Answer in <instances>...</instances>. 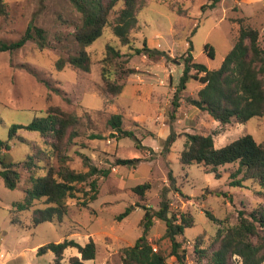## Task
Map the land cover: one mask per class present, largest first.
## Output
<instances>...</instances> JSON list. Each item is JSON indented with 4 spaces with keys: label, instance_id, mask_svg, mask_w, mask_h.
<instances>
[{
    "label": "rangeland",
    "instance_id": "1",
    "mask_svg": "<svg viewBox=\"0 0 264 264\" xmlns=\"http://www.w3.org/2000/svg\"><path fill=\"white\" fill-rule=\"evenodd\" d=\"M5 3L7 14L0 16V41H17L28 26L34 24L46 32L50 46L40 50L35 42H29L18 51L0 52V140H9L12 126L28 125L54 107L76 116L78 121L60 143L52 137L19 130L10 141V150L0 152V157L6 163H21L34 156L39 166L34 171L37 177L45 176L51 166L60 167V156H64L66 165L76 172L88 170L85 161L88 158L90 164L109 170L110 174L97 177L99 196L96 201L86 207L82 205L85 194H92L88 183L82 184L78 186L81 192L77 197L68 200V215L62 222H45L38 226L31 223L34 210L17 213L22 226L12 222L14 203L23 201L30 188V172L19 168L21 179L15 190L6 188L0 177V264H53L52 252L39 256L38 250L65 240H74L82 246L91 240L95 242L96 258L85 264H124L121 250L133 246L144 231L142 206L157 212L166 188H170V217L188 213L194 218V225L185 230L184 236L178 237L187 250L184 264H212L210 256L219 248L218 232L236 226L240 211L249 214L264 206L263 189L252 181L245 182L243 188L229 186V176L237 170V164L215 169L198 164L183 165L180 157L187 144L186 134L211 136L216 149L245 135L253 136L264 145V115L244 124L234 122L223 126L208 113L197 111L187 103V98L197 97L202 88L195 79H190L181 93V106L174 120L170 117L172 100L190 42L194 60L209 70H218L235 44L238 21L243 19L262 32L260 45L264 48V18L256 15L264 2L254 0L249 4L240 0L238 9L233 0H223L216 8L203 11L202 6L210 4V0H139V28L133 33L129 46H123L112 32L114 20L123 7L120 2L111 13L102 36L85 47L91 58L90 73L71 65L63 70L56 68V62L68 56L67 50L73 54L79 47L72 34L81 15L70 0H5ZM144 42L150 49L168 55L152 59L133 54L135 48H143ZM107 45L124 54L112 68L113 78H123L125 85L118 97L104 90L102 70ZM206 45L213 48L214 57L207 54ZM130 69L135 73L128 75ZM31 71L49 81L61 94L50 91ZM138 83L146 87L144 93H149L150 89L164 92L165 105L161 111L156 110L154 101L146 99V94H142L143 99L138 98ZM116 114L122 115V128L132 131L133 137L117 140L114 136L116 132L108 121ZM170 121L174 122L177 137L167 152L165 141L170 134ZM118 159L140 161L135 167L117 166ZM170 172L176 189L169 181ZM145 183H150L151 189L141 199L133 188ZM130 206H134V210L120 219ZM206 212L221 223L209 218ZM165 232V223L155 220L148 240L154 251L168 256L167 264H178L176 258L170 256L171 242L164 237ZM73 256H79L77 250L67 249L63 262L68 263ZM238 260L232 258L234 263Z\"/></svg>",
    "mask_w": 264,
    "mask_h": 264
},
{
    "label": "trees",
    "instance_id": "2",
    "mask_svg": "<svg viewBox=\"0 0 264 264\" xmlns=\"http://www.w3.org/2000/svg\"><path fill=\"white\" fill-rule=\"evenodd\" d=\"M70 2L81 15V21L72 34L79 47L73 54L67 50L69 51L68 56L62 57L56 62L58 70H63L67 65H71L83 72L90 73L91 58L85 47L93 44L102 36L109 23L111 13L120 2L123 3V7L114 20L112 32L123 46L132 44L133 33L139 28V0H70ZM221 2L222 0H210V4L202 6V10L214 9ZM6 14L5 0H0V16ZM238 23L239 29L235 44L218 70H209L205 65L197 63L192 55L193 46L191 42L189 43L184 68L172 100L171 120L176 118V113L181 106V93L186 90L190 79L199 81L202 88L198 91L197 97L187 98V103L208 113L223 126L234 122L244 124L252 118L264 115V48L260 45L261 32L249 23H245L243 19H239ZM29 42H35L40 50L50 46L46 32L42 28L30 24L17 41H0V52L18 51ZM205 50L210 57H214V50L210 45H206ZM133 54L146 55L152 59L168 55L150 49L146 42H144L143 48H135ZM123 58L124 54L121 51L112 45H107L106 57L103 60L102 80L104 90L113 97H118L125 89L124 82L122 83L123 78L121 80L113 78L112 72V68ZM31 73L50 91L61 94V91L53 87L49 81L42 80L37 72L31 71ZM133 73L135 70H128V75ZM77 121L76 116L68 114L58 107L50 108L44 116L34 118L28 125L16 124L12 126L9 140H0V152L10 150V141L19 130L38 133L43 137H52L56 143H60L67 136L69 129L77 125ZM108 124L116 132L114 136L117 140L134 136L132 131L122 128L123 117L120 114L113 115ZM168 125L170 134L165 141L167 152L177 137L174 122L170 121ZM72 135L73 133H71V137ZM186 136L187 144L180 157L183 165L198 164L215 169L237 164V170L229 176V186L243 188L247 181L257 182L263 189L261 194L264 197V145L258 143L253 136L245 135L221 149L215 148L214 139L211 136L199 134H186ZM56 150L57 153H60L58 148ZM52 154H55L54 150ZM49 158L53 159V157ZM60 158L62 159L60 167L51 166L45 176L37 177L34 175V171L39 166L34 156H29L26 161L21 163H6L0 157L2 165L0 177L6 188L10 190L18 188L21 179L18 171L20 167L31 174L28 180L30 188L26 190L23 201L14 203L12 211L14 224L22 226L23 222L17 213L31 210H34L31 217L33 226L45 222H62L68 215V200L77 197L81 192L78 186L82 184L88 183L90 192H92L91 196L85 194L82 205L86 207L98 199L97 177H108L110 171L99 169L90 164L88 158H85L88 170L76 172L66 165L64 156H60ZM139 161V159H118L116 165L135 167ZM168 177L172 188L176 189L171 172ZM150 189L151 184L145 183L134 187L133 192L144 199L146 192ZM169 191L170 188L163 190L160 209L157 212L154 213L150 208L142 206L145 209L142 222L144 231L133 246L121 250L124 264H167L168 256L161 251H154L148 240V233L155 220L163 221L166 225L164 237L171 242L170 256L175 257L178 264H184L187 250L178 237L184 236L185 230L194 225V218L188 213L180 214L179 217L175 215L170 217ZM223 194L228 197L226 193ZM39 203L43 206L42 208L39 207ZM134 208V206L127 208L120 219L127 217ZM206 214L212 220L221 223L211 213L206 212ZM218 244L219 248L210 256L212 264H264V206L256 208L249 214L240 211L236 226L228 227L225 232H218ZM69 248L76 249L79 256H73L68 263H64V253ZM48 252L54 254L53 264H85V261L96 258L97 247L92 240L85 246L74 240H65L39 248L38 255L42 256ZM234 257L239 259L236 263L232 262Z\"/></svg>",
    "mask_w": 264,
    "mask_h": 264
},
{
    "label": "crops",
    "instance_id": "3",
    "mask_svg": "<svg viewBox=\"0 0 264 264\" xmlns=\"http://www.w3.org/2000/svg\"><path fill=\"white\" fill-rule=\"evenodd\" d=\"M223 1V0H222ZM243 1V0H242ZM246 1L247 3L251 4L254 0H244ZM264 2V0H262ZM233 4L238 6V9H239V4H240V0H233ZM263 12H264V6L261 7V10L256 14L258 18L260 17H263L264 18V15H263ZM244 18H249V19H254L253 16H244ZM255 25V24H254ZM262 34V32H261ZM170 80H171V77H170ZM143 84V83H141ZM146 87H143L142 85L139 86V83H138V98H142V94H146L145 97L147 100H152L154 101L155 103V107H156V110L158 111H161L162 107L165 105V102H164V98H163V95H164V92L163 91H160V92H154L153 90H149L148 92L149 93H144L143 90H145ZM171 88L168 87V90L170 91ZM167 94V93H166ZM135 96H137L135 94ZM197 111H199V109H197ZM164 129V128H163ZM161 130V132H163L164 130ZM166 129V128H165Z\"/></svg>",
    "mask_w": 264,
    "mask_h": 264
},
{
    "label": "built area",
    "instance_id": "4",
    "mask_svg": "<svg viewBox=\"0 0 264 264\" xmlns=\"http://www.w3.org/2000/svg\"><path fill=\"white\" fill-rule=\"evenodd\" d=\"M154 250H156V249H154Z\"/></svg>",
    "mask_w": 264,
    "mask_h": 264
}]
</instances>
